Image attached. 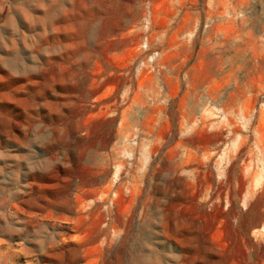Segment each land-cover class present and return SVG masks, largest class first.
Instances as JSON below:
<instances>
[{"label":"rangeland","instance_id":"1","mask_svg":"<svg viewBox=\"0 0 264 264\" xmlns=\"http://www.w3.org/2000/svg\"><path fill=\"white\" fill-rule=\"evenodd\" d=\"M0 264H264V0H0Z\"/></svg>","mask_w":264,"mask_h":264}]
</instances>
